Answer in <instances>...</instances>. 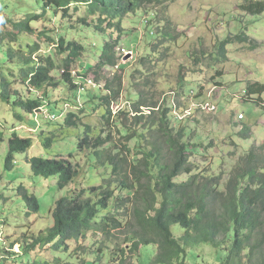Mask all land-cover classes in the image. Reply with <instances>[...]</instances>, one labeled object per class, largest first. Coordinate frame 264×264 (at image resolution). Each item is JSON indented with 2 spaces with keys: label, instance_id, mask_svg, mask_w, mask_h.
<instances>
[{
  "label": "trees",
  "instance_id": "obj_1",
  "mask_svg": "<svg viewBox=\"0 0 264 264\" xmlns=\"http://www.w3.org/2000/svg\"><path fill=\"white\" fill-rule=\"evenodd\" d=\"M165 1L35 0L36 10L27 11L20 21L13 19L16 11L0 10V18H6L4 27L13 28L10 35L14 39L21 38L16 36V32L19 35L32 34L33 25L48 21V18L54 19L55 24L62 25L64 29L58 35L57 56L51 51L38 61L30 57L18 62L17 65L24 66L21 71L27 92H32V89H45L46 92L43 99L38 96L26 99L17 92L15 95L19 98L13 106L22 112L15 115L16 120L24 122L27 114L42 113L44 108L59 117L64 109L53 102L48 88L58 91L63 84L76 91L80 88L79 82L89 79L91 74L99 92L84 90L88 96L85 97L92 100L95 113L105 109L102 116L104 124L112 127L107 132L105 128L87 124L82 130L81 117L70 111L64 120L63 130H59L62 132H52L47 136L44 129L41 131L40 137H44L45 145L51 147L58 138L77 130L78 152H85L90 167L99 171L100 175L88 187L81 190L73 188L71 193L56 201L52 210L53 226L32 236V243L21 247L24 255L51 247L50 250H65L68 253L66 258L69 257L73 263L66 260L65 264H190L189 252L209 244L223 253L221 264H264V144L255 143L246 155L239 158L229 174L223 169L219 175L212 170H201L193 162L192 149L198 147L192 142L195 136L188 139L187 127H171L174 118L170 108L160 104L157 94L148 90L149 87L154 88L152 81L147 77L143 84L138 85L136 73H147L140 70L133 72L129 78L130 88L126 92L129 104L119 108L117 113L113 112V106L125 93L124 75L119 69L126 66L118 63V47L124 32L121 23L125 17L138 11L148 14L151 8L161 6ZM83 7L88 14L80 16L78 14ZM239 8L244 14L261 16L264 14V0H245ZM155 19L153 21L161 23ZM166 24L158 29L154 38L157 44H151L149 55L142 59L141 64L146 65V71L154 58L165 56L157 52V48L170 39L176 40L169 32L170 22ZM79 27L87 33L85 40L90 46L96 36L107 39L101 45L96 61L91 58V66L84 69L86 72L75 76L74 67L94 50L89 51L84 43L67 35ZM248 29L247 23L230 30L217 42L216 51L210 53V57L214 61H227L230 57L228 48L234 41L248 42L252 38ZM81 31H75L77 37L84 35ZM6 35L0 32V45L9 54L8 64L13 65L17 53L14 42L17 40L12 41ZM42 36L48 37L47 32ZM48 39L55 42L51 37ZM28 49L33 55L39 47L28 46ZM194 56L198 62V53ZM107 68L117 69L112 78L106 76ZM59 69L63 70V74L61 79L56 80L53 73ZM220 74L222 76L223 73ZM184 79L183 76V93ZM1 81L2 97L11 103V84L3 77ZM142 85L146 87L138 89ZM246 92L249 99L264 104V82L250 84ZM255 95L259 97L254 98ZM242 135L243 138H251L252 127L245 125ZM54 137L57 139L54 140ZM119 142L121 148L118 147ZM33 145V138L13 135L9 141L6 170L11 171L16 164V154L27 152ZM70 157L73 158V155ZM28 161L34 176L47 180L56 178L59 190L74 184L81 175L78 165L63 157H35ZM22 194L30 209L40 210L37 196L24 194V191ZM175 226L184 230L181 236L174 232ZM89 233L95 239L87 238ZM98 236L103 240L96 239ZM83 239L84 243H80ZM88 241L90 243L85 245ZM147 246L157 250L151 262L143 259V250ZM7 259L2 257L1 260Z\"/></svg>",
  "mask_w": 264,
  "mask_h": 264
},
{
  "label": "rangeland",
  "instance_id": "obj_2",
  "mask_svg": "<svg viewBox=\"0 0 264 264\" xmlns=\"http://www.w3.org/2000/svg\"><path fill=\"white\" fill-rule=\"evenodd\" d=\"M34 1L0 0V10L16 11L13 19L20 21L25 18L27 11L36 10ZM244 1L167 0L161 6L151 8L148 14L138 11L136 14L125 17L121 23L124 32L122 43L118 47V63L126 66L119 69L124 75L125 93L120 102L113 106V112L117 113L119 108L129 104L126 92L130 88L131 74L136 70L147 72L146 74L136 73L138 85L143 84L147 77L152 81L154 88L149 87L148 90L157 94L160 104L170 108L171 117L174 118L171 120V127H187L188 139L195 136L192 142L198 147L196 150L192 149L193 162L201 170H212L216 175H219L222 169L229 174L239 158L246 155L255 143L264 144V104L260 105L255 100L249 99L246 92L250 84L264 82V14L257 17L244 14L239 8ZM87 14L86 8L83 7L78 15ZM155 18L161 23L153 21L156 20ZM237 18L244 21L237 20ZM5 21V17L0 18V32L7 33L6 37L12 41L17 40L14 42L17 53L15 63L10 65L8 64L9 54L0 45V84L2 77L11 84L9 86L10 100L12 98L11 103L4 101L2 97L4 91L1 86L0 260L2 257L8 259L1 260L0 264H65L66 260L67 263H73L69 257L66 258L68 253L65 250L53 251L50 250L51 247H46V251L37 249L31 254L24 255L21 247L25 248L27 244H31L32 236L53 226L52 210L58 199L71 193L73 188L81 190L88 187L98 179L100 172L92 170L85 152H78L77 130L58 139L54 137V140H57L51 147L45 145V139L40 137V133L44 129L43 131L48 136L52 132L63 130L64 120L70 111L76 112L81 117L82 130L87 124L92 127L97 126L99 129L105 128L107 132L112 130V127L104 124L102 116L105 114V109L102 108L95 113L92 100L84 94V90H88L89 93L99 92L93 81L94 75L91 74L89 79L79 82L78 87L80 88L76 91L69 87L66 88L63 84L60 85L58 91L48 88L53 96V102L58 103V108L61 105L64 109L59 117H56L53 111L44 108L42 113L27 114L24 122L16 120L15 115L18 116L22 112L13 106L14 101L19 98L15 95L17 92L26 99L34 96L43 99L44 92H46L45 89H32V92H27L25 78L21 71L24 66L17 65L18 62L30 57L38 61L41 56H47L51 51L57 56L58 35L64 32V29L62 25L55 24L54 19L48 18V21L35 23L32 34L19 35L16 32V36H21L18 40L10 35L13 32L11 26L4 27ZM151 21L153 22L149 25ZM168 22L171 24L169 32L175 36L176 40L170 39L157 48V52H162L165 56L154 58L152 63L146 61L149 63L148 71H146V65L141 64L142 59L149 55L152 45L157 44L158 41H154V38L157 37L158 29L167 26ZM247 23L252 38L248 42L234 41V44L228 48L229 59L225 62L214 61L209 54L216 51L217 42L229 34L230 30H236ZM73 24L78 27L74 22ZM79 28L76 30H84ZM76 30H73L74 36H72L73 32L67 35L84 43L89 51L94 49L80 59L78 66L74 67V75L80 76L86 68L91 66V58L96 61L102 48L101 45L107 38L96 36L90 46L85 40L88 38L87 33L81 31L80 33L84 35L77 37ZM44 32H47L48 37L53 38L55 42L42 36ZM28 46H38L39 50L32 55ZM123 49L127 53H123ZM195 53H198V62L194 56ZM205 54H208L206 58ZM60 59L61 57L58 61ZM115 70L105 69L106 76L112 78ZM220 73H223L222 76ZM62 74L63 70L59 69L53 73V76L59 80ZM183 76L186 84L184 85L185 93H183L181 84ZM141 87H146V85L136 88ZM258 97L254 96V98ZM244 113L246 117L242 120L240 115ZM245 125L252 127L251 138H243L242 131ZM15 134L26 139L33 138L34 145L27 152L16 154V164L11 171H8L5 168V162L9 153V141ZM118 147H122L120 142ZM71 154L73 158L70 157ZM35 157L45 159L63 157L71 160L74 165H78L81 175L74 184L65 190H59L56 178L47 180L32 174L28 160ZM23 191L24 194L38 197L39 211L28 207V201L22 194ZM173 229L177 236L184 233L179 226ZM89 237L95 239L92 233H89L87 238ZM96 239L101 240L102 237L98 236ZM84 241L83 239L80 243ZM89 243L88 241L85 245ZM156 254L155 247L147 246L143 250V259L151 262ZM223 257V253L217 248L205 244L191 250L188 259L190 264H221Z\"/></svg>",
  "mask_w": 264,
  "mask_h": 264
},
{
  "label": "built area",
  "instance_id": "obj_3",
  "mask_svg": "<svg viewBox=\"0 0 264 264\" xmlns=\"http://www.w3.org/2000/svg\"><path fill=\"white\" fill-rule=\"evenodd\" d=\"M122 51H123V53H127V52H125V51H126L125 49H123ZM240 117H241V118H245V115L242 114V115H240Z\"/></svg>",
  "mask_w": 264,
  "mask_h": 264
},
{
  "label": "clouds",
  "instance_id": "obj_4",
  "mask_svg": "<svg viewBox=\"0 0 264 264\" xmlns=\"http://www.w3.org/2000/svg\"><path fill=\"white\" fill-rule=\"evenodd\" d=\"M244 115H245V117H246V114L244 113ZM244 118H242V120H243Z\"/></svg>",
  "mask_w": 264,
  "mask_h": 264
},
{
  "label": "water",
  "instance_id": "obj_5",
  "mask_svg": "<svg viewBox=\"0 0 264 264\" xmlns=\"http://www.w3.org/2000/svg\"><path fill=\"white\" fill-rule=\"evenodd\" d=\"M130 57V56H129Z\"/></svg>",
  "mask_w": 264,
  "mask_h": 264
}]
</instances>
